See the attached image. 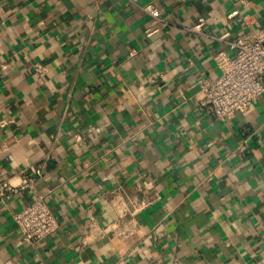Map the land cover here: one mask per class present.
Here are the masks:
<instances>
[{"label": "crops", "instance_id": "obj_1", "mask_svg": "<svg viewBox=\"0 0 264 264\" xmlns=\"http://www.w3.org/2000/svg\"><path fill=\"white\" fill-rule=\"evenodd\" d=\"M146 6L169 23L150 36ZM225 33L264 35V0H0V182L42 170L0 203V264H264V96L227 121L197 103ZM140 189L137 231L84 246L104 197ZM36 194L60 229L25 247Z\"/></svg>", "mask_w": 264, "mask_h": 264}, {"label": "built area", "instance_id": "obj_2", "mask_svg": "<svg viewBox=\"0 0 264 264\" xmlns=\"http://www.w3.org/2000/svg\"><path fill=\"white\" fill-rule=\"evenodd\" d=\"M142 9L151 16L153 21L152 27L147 31L148 36L159 31V26L165 27L169 24L162 18L157 8L146 6ZM203 23V19H198L187 30L207 36L202 30ZM213 39L227 42L233 55L222 52L216 57L221 75L215 79H202L197 103L207 119L227 121L239 113L247 112L260 97L264 96V35L250 39L234 38L230 33H225ZM39 70L42 72L41 68ZM139 90L143 95L148 94L146 87H141ZM7 123L5 120L0 121V127L7 126ZM82 136L89 137L90 140L96 137L92 129L81 131L80 135L76 136L77 140H81ZM239 151L242 152L243 148ZM41 176L40 167L30 166L21 183H13L12 179L1 181L0 203H5L11 194H16L20 186L28 187L36 177ZM139 192L144 195L141 200L127 199L119 193L110 198L104 197L103 204L112 213L110 220L102 226L91 220L83 245H89L110 235L112 238H125L135 233L137 231L136 214L155 201L154 196L146 189H140ZM14 221L21 231L19 244L25 247L38 246L41 241L60 229L57 215L52 211L46 197L39 194L34 195L31 203L14 215ZM76 264L85 263L80 260Z\"/></svg>", "mask_w": 264, "mask_h": 264}]
</instances>
